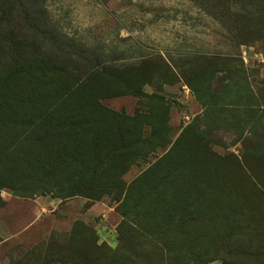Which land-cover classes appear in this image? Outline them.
I'll return each mask as SVG.
<instances>
[{
    "label": "rangeland",
    "instance_id": "374dc122",
    "mask_svg": "<svg viewBox=\"0 0 264 264\" xmlns=\"http://www.w3.org/2000/svg\"><path fill=\"white\" fill-rule=\"evenodd\" d=\"M18 43L104 110L0 111V264H264V0H0V55ZM42 80L21 104L57 96Z\"/></svg>",
    "mask_w": 264,
    "mask_h": 264
},
{
    "label": "trees",
    "instance_id": "16d2710c",
    "mask_svg": "<svg viewBox=\"0 0 264 264\" xmlns=\"http://www.w3.org/2000/svg\"><path fill=\"white\" fill-rule=\"evenodd\" d=\"M17 48L19 53L17 55H0V111H4L6 117V126H33V127H45L52 125L49 121L51 118L61 119L63 116L72 118L71 127H79L80 123L75 119L85 120V118L103 111L102 107L91 106L90 103L78 106L76 103L78 89H75L68 84V74L63 65H53V59L43 57H36L35 55H22L23 48L18 43ZM234 69V74H238V70ZM46 80L47 83L53 85L56 89L57 96H51L47 94L46 101L35 104L31 99V106L27 107L20 103L21 95L17 91V85H39V80ZM41 81V82H42ZM22 82V83H21ZM66 85H65V83ZM136 87L129 89L130 93L135 94ZM31 91L37 96H40V91L37 88L31 89ZM118 92V91H117ZM121 91H119L120 93ZM115 94V93H112ZM104 93L103 96H107ZM200 96V95H199ZM61 98V100H60ZM68 98L69 104H65V100ZM29 116L30 122L24 121V117ZM70 134H75L74 132ZM66 190L68 195L81 193L84 189L89 190V187H85L83 183L79 182L75 178H71ZM93 190V189H92ZM160 246H157V255L151 256L148 254V264L151 261L154 264H173V261L178 260L179 264H193L197 256L194 253V249L188 248L183 253L175 256L171 255V250L161 252ZM82 254L78 253V257ZM88 256H83V259Z\"/></svg>",
    "mask_w": 264,
    "mask_h": 264
}]
</instances>
